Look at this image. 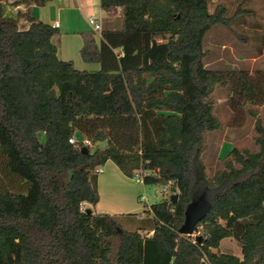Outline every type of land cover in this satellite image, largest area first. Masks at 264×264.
I'll return each instance as SVG.
<instances>
[{"label": "trees", "instance_id": "trees-1", "mask_svg": "<svg viewBox=\"0 0 264 264\" xmlns=\"http://www.w3.org/2000/svg\"><path fill=\"white\" fill-rule=\"evenodd\" d=\"M5 1L0 264H264V119L250 108L264 105V71L203 63L206 33L230 30L235 16L220 4L209 12L210 0H100L107 17L118 15L120 34L149 35L150 46L138 67L87 72L57 57L56 28L27 11L5 17ZM19 18L26 29H19ZM80 37L81 60L99 63L94 32ZM216 86L228 90L234 126L245 115L254 119V150L232 148L207 176V134L221 128L211 97ZM73 137L88 140L85 154L79 142H68ZM107 161L127 178L150 173L143 185L170 184L169 196L140 217L94 212L97 169ZM200 196L211 200L210 211L192 237L179 234L186 205ZM137 217L144 235L119 222ZM224 239L237 242L240 258L219 251Z\"/></svg>", "mask_w": 264, "mask_h": 264}, {"label": "rangeland", "instance_id": "rangeland-1", "mask_svg": "<svg viewBox=\"0 0 264 264\" xmlns=\"http://www.w3.org/2000/svg\"><path fill=\"white\" fill-rule=\"evenodd\" d=\"M240 3L241 0H210L209 12H212L220 4L226 8L227 16H235L236 19L231 24L230 30L217 26L204 36L203 63L207 68L264 71V0H245V4L237 12ZM118 22L116 18L115 26ZM259 47L263 51L257 55ZM124 49L125 53H128L126 48ZM131 59L115 60V64L117 66L119 64L132 65ZM211 97L214 101V115L220 121L221 128L207 134V149L202 154L207 176H212L221 168L223 158L232 148L254 150L252 138L255 135L253 131L254 119L248 115L244 116L241 126L232 124V113L226 105L227 88L216 86ZM250 108L256 110L257 114L264 119V105ZM39 140L43 142L44 136L40 135ZM99 147L102 148L103 144H100ZM123 178L124 183L120 190L126 194L124 202L129 213H133L131 211L137 207L134 204H138V211L142 213L151 205L157 204L169 196V192L161 193L162 186L159 184L143 185L135 182L133 178ZM135 197H138V200ZM85 207L87 206L84 205ZM124 221H119L124 229L138 230L143 234L141 228L144 223L143 217L141 219L137 217V220H128L127 224L125 223L127 219ZM219 251L238 258L241 257L239 245L233 239L222 240Z\"/></svg>", "mask_w": 264, "mask_h": 264}, {"label": "crops", "instance_id": "crops-1", "mask_svg": "<svg viewBox=\"0 0 264 264\" xmlns=\"http://www.w3.org/2000/svg\"><path fill=\"white\" fill-rule=\"evenodd\" d=\"M19 0H6L1 4L5 17L16 18L17 11H27L36 20L56 28L57 34L52 38V43L57 47V57L62 61H71L73 67L87 72H119L126 68L140 66V55L150 46L149 35L120 34V19L118 15L107 17L100 9V0H50L43 6H15ZM94 18L100 24L99 32H94V40L101 54L99 63H84L79 55L82 46L80 33L92 31L88 19ZM118 23L115 26V19ZM19 29H26L27 23L23 18L18 19ZM128 53H125V49ZM124 56V57H123ZM123 57V58H122ZM132 58V65L118 66L115 60L121 61ZM129 62V63H130ZM124 176L116 166L107 161L97 176V190L99 201L92 209L96 213L110 215L135 214L138 217L142 213L138 211V204L133 213L126 210V194L120 190ZM138 200V197H135ZM87 206V205H85Z\"/></svg>", "mask_w": 264, "mask_h": 264}, {"label": "water", "instance_id": "water-1", "mask_svg": "<svg viewBox=\"0 0 264 264\" xmlns=\"http://www.w3.org/2000/svg\"><path fill=\"white\" fill-rule=\"evenodd\" d=\"M81 153H86V148L80 150ZM176 195L170 197V201L175 203ZM211 209V200L205 196H200L192 199L185 207L183 214V223L178 229V233L187 237H192L194 234L195 226L208 214ZM86 213H90V209H86ZM199 242L198 237L195 238Z\"/></svg>", "mask_w": 264, "mask_h": 264}, {"label": "built area", "instance_id": "built-area-1", "mask_svg": "<svg viewBox=\"0 0 264 264\" xmlns=\"http://www.w3.org/2000/svg\"><path fill=\"white\" fill-rule=\"evenodd\" d=\"M88 24L90 25V27L92 29V32H99L100 24L97 23L94 18H89L88 19ZM52 27L53 28H57L58 24H54ZM68 142L70 144H75V143L79 142L80 143V147H82V148L90 146V143L88 142V140H86L84 138H81L80 140H77L76 138L73 137V138L69 139ZM97 172L98 173L100 172V168L97 169ZM149 174L150 173H148V172H144V173L136 172L133 175V179L137 183H142V177L145 176V175H149ZM169 188H170V184H166L165 186H162L161 193L165 194V193L169 192Z\"/></svg>", "mask_w": 264, "mask_h": 264}]
</instances>
